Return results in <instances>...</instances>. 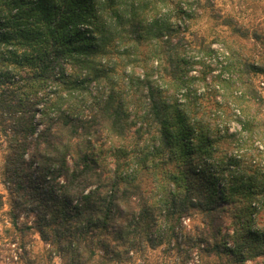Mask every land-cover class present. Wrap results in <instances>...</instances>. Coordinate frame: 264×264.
Returning a JSON list of instances; mask_svg holds the SVG:
<instances>
[{
    "label": "trees",
    "instance_id": "obj_1",
    "mask_svg": "<svg viewBox=\"0 0 264 264\" xmlns=\"http://www.w3.org/2000/svg\"><path fill=\"white\" fill-rule=\"evenodd\" d=\"M246 41L264 31L213 0H0L13 264H264V46Z\"/></svg>",
    "mask_w": 264,
    "mask_h": 264
},
{
    "label": "rangeland",
    "instance_id": "obj_2",
    "mask_svg": "<svg viewBox=\"0 0 264 264\" xmlns=\"http://www.w3.org/2000/svg\"><path fill=\"white\" fill-rule=\"evenodd\" d=\"M217 6H219L223 11H226L228 13H231L235 17L239 19L242 24L250 27L251 29H257V30H263L264 31V0H213ZM208 27H214L213 23H207L205 20H202L198 22L194 27L196 28H206ZM213 29V28H212ZM218 29L217 27H214V30ZM210 31V29L208 30ZM207 31V32H208ZM247 49L250 51L257 52L259 51L262 46H264V42L257 41L256 43H253L251 41H246ZM215 47H218V45L215 44ZM39 128L40 126L37 125ZM1 165H2V150L0 147V172H1ZM7 183H5L1 177L0 174V194L2 195V202H3V210H9L11 209V196L8 193L7 190ZM23 215L21 214L20 218H22ZM23 219V218H22ZM31 219V216H30ZM9 217L7 214L0 211V264H13L11 261V255L7 256V252L4 251L6 247H13L14 243H10L11 236L7 235L6 232H4V228L6 226H9ZM35 236V246L34 250L39 251L42 249V242L39 240V237L37 234ZM12 259H15V257H12ZM54 264H61L60 261L55 258ZM247 264H251L250 262H247Z\"/></svg>",
    "mask_w": 264,
    "mask_h": 264
}]
</instances>
